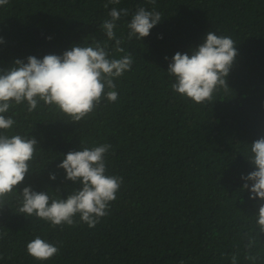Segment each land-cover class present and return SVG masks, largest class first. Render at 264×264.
Segmentation results:
<instances>
[{
  "label": "trees",
  "instance_id": "1",
  "mask_svg": "<svg viewBox=\"0 0 264 264\" xmlns=\"http://www.w3.org/2000/svg\"><path fill=\"white\" fill-rule=\"evenodd\" d=\"M9 0L0 6V69L15 59L62 55L74 45L106 43L115 58L130 53V71L114 82L118 100L101 104L81 122L42 101L7 115L15 124L0 134L35 137L30 172L0 209V264H252L244 234L256 227L259 198L250 199L241 177L254 171L250 145L264 136V0ZM129 10L115 29L123 53L101 29L112 8ZM139 7L158 11L150 35L129 40L127 27ZM208 31L229 36L238 56L211 102L197 104L175 93L167 69ZM49 37L51 39H49ZM162 37V38H160ZM168 59H165V58ZM110 144L107 175L123 178L109 214L94 227L53 228L18 213L20 193L31 186L67 198L80 185L57 167L70 151ZM56 180L50 179V174ZM59 190V191H57ZM40 236L60 251L35 260L27 244ZM252 249L264 264V234Z\"/></svg>",
  "mask_w": 264,
  "mask_h": 264
},
{
  "label": "clouds",
  "instance_id": "2",
  "mask_svg": "<svg viewBox=\"0 0 264 264\" xmlns=\"http://www.w3.org/2000/svg\"><path fill=\"white\" fill-rule=\"evenodd\" d=\"M9 0H0V6ZM110 4H119L120 0H108ZM108 3L104 5L108 8ZM155 5L156 0H148ZM129 10L112 8L110 19L101 24L102 31L109 41H114L113 50L123 53V41L116 37L115 29L121 16H128ZM161 14L153 9L139 7L127 27L128 39L143 38L160 23ZM162 38V37H160ZM49 39H51L49 37ZM4 43L0 37V44ZM238 51L233 39L208 31L203 42L192 49L191 55L177 52L169 63L167 72L175 82L172 90L197 104L211 102L219 89L227 91V77L232 70ZM165 59H168L167 57ZM130 53L115 58L106 43L94 41L92 46L74 45L62 55L48 54L42 59L28 56L27 62L15 59L7 69H0V130H10L15 124L12 116L7 115L12 107L27 104V111L33 112L42 101L49 107L58 108L70 117L71 122H81L91 114L102 101L114 103L118 100L116 83L133 64ZM38 141L19 134H0V209L7 205L6 200L17 192L30 172V162L34 158ZM110 144L83 147L79 151H70L57 167L66 171V179L80 185L67 198H52L46 191H34L31 186L18 191L21 206L19 214L35 216L53 228L76 226V217L80 222L94 228L110 211V205L117 199L123 178L107 175L106 154ZM248 161L254 171L241 178L246 181L244 191H250V199L259 198V212L255 215L256 227L245 233L248 250L244 259L257 264L260 253L253 254L264 234V136L250 145ZM54 173L50 179L56 180ZM59 191V190H57ZM5 234H0V238ZM60 248L47 242L40 236L27 244V252L35 260H51ZM239 254L231 256V264H238Z\"/></svg>",
  "mask_w": 264,
  "mask_h": 264
}]
</instances>
